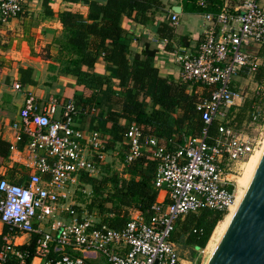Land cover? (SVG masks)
<instances>
[{
    "label": "built area",
    "instance_id": "built-area-1",
    "mask_svg": "<svg viewBox=\"0 0 264 264\" xmlns=\"http://www.w3.org/2000/svg\"><path fill=\"white\" fill-rule=\"evenodd\" d=\"M27 2L0 0V24L22 13ZM199 5L206 3L200 0ZM203 18L199 44L193 50H173L179 83L187 85L189 94L208 93L196 103L203 121L200 133L158 137L135 122L124 132L123 166L144 156L155 162L158 195L148 220L136 209L118 229L90 219L76 197L84 193L90 202L91 187L81 176L97 177L107 141L101 131L85 133L76 125L81 109L74 101L52 99L41 105L27 93L18 120L11 123L8 155L24 169L18 174L21 182L0 176V223L6 227L0 264H27V251L20 246L30 245L33 237L29 264L35 258L40 264H183L171 237L177 222L202 209L226 213L234 204L236 178L260 144L235 123L247 97L244 85L253 83L255 97L264 99V7L259 0H240L237 9L225 2ZM169 22L178 24L176 12L171 11ZM241 79L247 80L243 86ZM262 119L258 109L248 110V125L258 129ZM211 125L216 128L212 135ZM191 231L203 234L202 228L192 226Z\"/></svg>",
    "mask_w": 264,
    "mask_h": 264
},
{
    "label": "trees",
    "instance_id": "trees-1",
    "mask_svg": "<svg viewBox=\"0 0 264 264\" xmlns=\"http://www.w3.org/2000/svg\"><path fill=\"white\" fill-rule=\"evenodd\" d=\"M82 1L88 6L86 17L69 10L59 13L65 32V39L60 43L61 55L66 62L64 72L74 75L77 84L95 89L104 87L101 96L88 100L75 96L74 103L76 106L84 104L90 107L95 103L99 107H106L105 117L100 116L97 127L105 130L106 123L111 124L108 132L112 140L108 142L107 150L115 149L116 143H120L123 160L126 151L124 132L132 122L141 125L146 134L153 133L158 137L170 138L182 131L188 135H198L203 121L196 103L200 96H207V90L203 89L201 94L196 91L189 94L185 83L161 76L154 66V50L147 47L141 55L135 54L131 59L128 58L129 46L121 26L122 17L147 23L155 11L163 8L161 0ZM45 11L50 13L47 7ZM157 31L161 38L170 40L174 37L173 26L168 22L160 23ZM101 56L110 71L108 78L84 69L93 66ZM31 72V68H19L23 83H34ZM147 100L150 101L149 110ZM121 120L124 122L121 123ZM215 131V125H211L210 134ZM9 144L0 139V160L9 155ZM19 169L20 165L15 164L8 168L7 174L12 177ZM154 172L155 162L144 156L125 164L121 175L113 173L102 178L82 175L81 180L92 191L87 210L97 211L103 216L101 221L115 229L123 225L130 209L138 210L148 220L151 206L158 195L153 185ZM224 215L223 211L209 209H202L198 214H188L185 220L177 222L178 225L182 223L181 232L177 237L173 236L174 233L171 237L178 244L204 249ZM192 226L202 228L203 234L198 236L192 233ZM186 231L188 233L184 235ZM34 240L33 237L30 245L20 246L21 250L27 251V264L33 257Z\"/></svg>",
    "mask_w": 264,
    "mask_h": 264
},
{
    "label": "crops",
    "instance_id": "crops-1",
    "mask_svg": "<svg viewBox=\"0 0 264 264\" xmlns=\"http://www.w3.org/2000/svg\"><path fill=\"white\" fill-rule=\"evenodd\" d=\"M98 1L103 2L104 0ZM199 1L161 0L163 8L155 11L147 23L136 22L123 16L121 26L128 40V58L131 59L135 54L141 55L145 47L154 50L153 62L159 74L179 82L180 68L174 61L173 50L178 47L193 50L199 44L205 27L203 18L205 12L216 13L225 2L229 3L232 9H237L240 5V0H204L206 6L202 7ZM259 1L264 7V0ZM172 6H180V12H176L178 24L173 26V39H166L167 42H164L165 38L159 36L157 29L162 22L170 24L169 16L173 11ZM46 7L50 13L45 11ZM64 10L86 17L88 6L82 0H28L22 13L0 24V139L7 142L13 140L14 132L11 129V123L18 120L19 109L28 92L32 93L41 105L52 99L59 102L74 101L75 96L88 100L94 96L99 97L103 93L104 87L95 89L79 85L74 75L64 72L66 62L61 55L60 43L65 39V32L59 20V13ZM21 67L31 68L33 84L22 82L19 73ZM84 69L89 73H96L107 78L110 75L102 57H98L93 66L84 67ZM240 81L242 86L247 83L246 79ZM15 83H19L21 88L14 89ZM114 88L117 90L116 87ZM186 90L188 92V88ZM253 97H255L254 94ZM147 101L149 110L150 101ZM77 107L81 109V114L76 125L85 133L99 130L107 144L111 142L112 137L108 132L111 124L107 122L105 130L97 127L100 116L105 117L106 107H99L95 103L90 107L84 104H78ZM92 108H95V111H90ZM123 122L121 120V123ZM115 147V149L120 148V143H116ZM110 151L111 149L108 150ZM15 164L18 163L12 164L8 156L0 160V176L4 174L15 182L21 180L18 174L24 172V169L20 164H18L20 169L12 177L7 174L8 168ZM3 229L0 223V244ZM181 258L185 262L182 256ZM39 261L35 258L32 264H38Z\"/></svg>",
    "mask_w": 264,
    "mask_h": 264
},
{
    "label": "water",
    "instance_id": "water-1",
    "mask_svg": "<svg viewBox=\"0 0 264 264\" xmlns=\"http://www.w3.org/2000/svg\"><path fill=\"white\" fill-rule=\"evenodd\" d=\"M180 12V6H172ZM205 264H264V147L250 182Z\"/></svg>",
    "mask_w": 264,
    "mask_h": 264
},
{
    "label": "rangeland",
    "instance_id": "rangeland-1",
    "mask_svg": "<svg viewBox=\"0 0 264 264\" xmlns=\"http://www.w3.org/2000/svg\"><path fill=\"white\" fill-rule=\"evenodd\" d=\"M244 86H245L244 91L247 93V97H246V101L244 103L245 105L243 107V111L241 114H239L237 116L235 125L240 128L239 132L242 133L243 135L248 136V137H256V139L260 141L259 147L256 149V150H258L259 148H261L263 141H264V99L259 98V97H253V94H254V89H252L254 87L253 84H248V85H244ZM247 102H248V104H247ZM254 109H258L259 112L261 113V117L263 118L261 121L263 125L258 129L256 127H252V126L248 125V121H246L248 110H254ZM244 120H245V122H244ZM118 151H120V152H118ZM121 153L123 154V152L119 148L118 149H112L110 152H108L106 160L100 165V168L95 175L98 178H102V177L108 176V175L113 174V173L121 175L123 172L122 154ZM242 175H243V170H241V173L239 174V176L237 178L238 190L243 188L240 181H239ZM76 201L83 204L84 208L87 210V204H89V200H88V198L85 197L84 193L83 194L79 193L76 197ZM87 212L89 214L90 219H92V220H99L103 217L102 215H99V213H97V211H95V210H92V211L87 210ZM104 216H106V215H104ZM181 224L180 223H179V225L177 224L178 229L174 232V235H173L174 237H177L178 233L181 232L180 231L181 230L180 229ZM189 225H190V223H189ZM187 233H188V231L184 232L183 234L186 235ZM207 245H208V243H207ZM183 247H185L183 249L185 255H182V257L185 260L184 264H204L206 258L208 257V252H209V249H207V246L204 249L195 247V249L192 252H189V251H191L190 245H185ZM188 261H190V262H188ZM40 262L41 261H39L38 264H40ZM101 264H105V262L101 261Z\"/></svg>",
    "mask_w": 264,
    "mask_h": 264
},
{
    "label": "bare ground",
    "instance_id": "bare-ground-1",
    "mask_svg": "<svg viewBox=\"0 0 264 264\" xmlns=\"http://www.w3.org/2000/svg\"><path fill=\"white\" fill-rule=\"evenodd\" d=\"M263 147H264V141H263L261 148H259L254 153H252L247 158L245 163H243V166H242L243 175L241 176V178L239 180L243 188L238 190V183H237V188H236V192H235V202L233 205L230 206L228 211L225 213L223 220H221L216 225V227L213 231V234H212V236L208 242V245H207V249H209L208 257L210 255L211 251L213 250L215 244L217 243L219 237L221 236L223 230L225 229L227 223L229 222L231 216L233 215L241 197L243 196V194H244V192H245V190H246V188L250 182V179L253 175L254 168H255L257 161L260 157V154L262 152ZM237 178H238V176H237ZM237 178H236V182H237ZM208 257L206 258L204 264L206 263Z\"/></svg>",
    "mask_w": 264,
    "mask_h": 264
},
{
    "label": "flooded vegetation",
    "instance_id": "flooded-vegetation-1",
    "mask_svg": "<svg viewBox=\"0 0 264 264\" xmlns=\"http://www.w3.org/2000/svg\"><path fill=\"white\" fill-rule=\"evenodd\" d=\"M178 245H179V249H180V254H181V256H182V255H185V254H184V251H183V249L185 248V247H183V246H185V245H182V244H180V243H179ZM190 248H191V251H189V252H192V251L195 249V247H193V246H191Z\"/></svg>",
    "mask_w": 264,
    "mask_h": 264
}]
</instances>
